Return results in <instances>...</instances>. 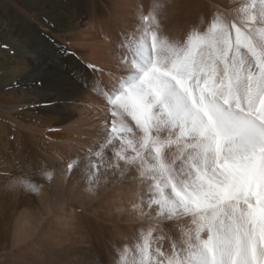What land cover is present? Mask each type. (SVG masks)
Returning a JSON list of instances; mask_svg holds the SVG:
<instances>
[{
	"label": "snow or ice",
	"instance_id": "6c2138e0",
	"mask_svg": "<svg viewBox=\"0 0 264 264\" xmlns=\"http://www.w3.org/2000/svg\"><path fill=\"white\" fill-rule=\"evenodd\" d=\"M163 8L122 33L121 73L94 89L103 129L86 150L89 183L138 182L139 227L114 264H264V0L217 8L182 39L164 33Z\"/></svg>",
	"mask_w": 264,
	"mask_h": 264
},
{
	"label": "bare ground",
	"instance_id": "6f19581e",
	"mask_svg": "<svg viewBox=\"0 0 264 264\" xmlns=\"http://www.w3.org/2000/svg\"><path fill=\"white\" fill-rule=\"evenodd\" d=\"M11 1L0 0V113H5L6 120L5 124L4 121L0 123V128L15 139L17 150L20 149L18 141L24 137L21 149L33 155L43 174L51 173L53 191L63 189L57 186L60 184L58 175L80 178L81 164L86 162V150L103 129L101 118L104 101L94 89L99 85L100 89L106 90L121 73L118 60L123 50L117 45L122 33L134 30L140 17L159 3L164 6V33L170 38L182 39L194 25L203 29L217 8H227L234 2L111 0L112 11L117 15L134 8L132 20L123 27L120 16L110 13L98 0H90L87 17L80 22H73V18L81 0H34L30 14L16 11ZM83 47H89V53L80 54L78 51ZM80 60L88 68L90 85L73 95L57 93V82L78 81ZM90 64L95 66V70L88 67ZM4 142L0 134V145L6 148ZM74 159L79 163L69 173L67 164ZM2 171L0 167V173ZM133 176L134 172H129L125 177L115 179L119 182H115L114 194L111 195L116 213L113 220L121 223L125 208H129L133 215L130 225H124V229L117 228L122 232L124 241L134 236L139 227L130 203L138 191V182ZM67 193L79 199L82 193L90 197L89 194L95 192L72 189ZM65 205V201H59L56 207L70 216L75 215V208L88 210L87 206L84 208L79 204L67 211ZM48 221L45 217L26 211L14 226V242L24 243L32 237V223L42 225Z\"/></svg>",
	"mask_w": 264,
	"mask_h": 264
},
{
	"label": "rangeland",
	"instance_id": "374dc122",
	"mask_svg": "<svg viewBox=\"0 0 264 264\" xmlns=\"http://www.w3.org/2000/svg\"><path fill=\"white\" fill-rule=\"evenodd\" d=\"M12 1L16 11H22L23 14H30L32 11L30 6L35 3L34 0ZM85 1L81 0L76 6L73 22H80L87 17L89 9L87 4L89 5L90 0ZM98 1L102 7L113 13L111 0ZM133 9L128 11L130 14L127 11L121 15L113 14L120 16L123 27H126L134 16ZM89 51V47H83L78 52L84 55ZM80 64L77 70L78 81L57 82V93L73 95L90 85L88 68L82 60ZM4 119L5 113L2 112L0 123ZM0 134L6 145V148L0 145V167L3 169L0 173V264H114V249L124 242L122 232L120 233L118 229L130 225L133 217L129 208H125L123 221L119 223L113 220L116 213L111 195L114 194L117 178L108 173L110 177L108 176L106 180L101 173L99 182L90 184L84 162L81 164L80 178L58 175L60 184L57 186L63 188V193H60L62 190L53 191L50 179L42 173L38 161L32 154L25 153L24 148L21 149L24 137L18 141L21 150H17L16 141L10 133L0 128ZM21 180H27L29 184L35 185L36 191L26 187L20 182ZM72 189L77 191L89 189L94 190L95 193L89 194L90 197L82 193L78 199L75 196H68L67 190ZM59 201L66 202L64 207L67 211H70V207L74 209L79 204L84 208L87 206L88 210L75 208V215L70 216L69 213L56 207ZM26 211L45 217L49 221L42 225L32 223V237L24 243H16L14 226ZM118 223L121 226H116ZM175 231L178 233V229Z\"/></svg>",
	"mask_w": 264,
	"mask_h": 264
}]
</instances>
